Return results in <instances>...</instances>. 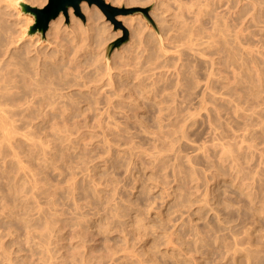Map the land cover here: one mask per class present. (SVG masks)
<instances>
[{"label": "rangeland", "instance_id": "1", "mask_svg": "<svg viewBox=\"0 0 264 264\" xmlns=\"http://www.w3.org/2000/svg\"><path fill=\"white\" fill-rule=\"evenodd\" d=\"M46 1L47 0H34L35 6H37L36 8H42L46 4ZM104 1L118 8H136V9L149 10L147 12V15L150 18V20L154 22V24L156 23V28H158V30L160 29L159 27L160 24L158 21L159 17L161 14L163 15L165 14L164 16L166 22L164 25L170 26L176 24L182 27L192 26L199 31L202 32L205 31L208 34L210 33L209 35H213L212 36L213 40L211 37L212 42L210 41V38L207 41L206 39H202L198 41V43L196 44L198 47L196 48V45L194 47L199 52L197 53V51H195L196 55L200 54L198 55L199 57L193 55V53H190V52H194L192 50L189 49L186 50V48L184 50L183 48L184 46L182 45V43L184 42L182 41L177 42L176 48L177 49L180 48V49L178 53H175L173 57L175 58V61L177 60V58L178 61L180 59L179 63L181 64L180 66L181 68H179V70L177 71L178 73H175L176 70L174 71V67H172L173 65L169 58L166 59L164 57H161L158 59H149L148 54L151 51L150 48L153 46V36L155 34L153 31L154 29L150 31L147 29V27H145L146 19L144 18L141 12H135L133 14H130L131 16L127 15L129 17H132V19L135 22L136 21L137 22L135 23L133 21L132 26L126 28L129 29L127 30L128 41L123 45H121L118 49H115L110 55L109 57L110 59L108 60L106 59V47L112 41H114L115 39L121 36V30L119 29L116 30V32L120 31L119 32L120 35L116 38H112L116 33L113 28V25L106 20L105 16L98 8H97L98 14H96L94 20H92V26L94 28L93 30H88L86 33H84L83 30H80V32H75L76 33L75 34V33L67 32L66 29L68 28L64 27L63 25V28L66 29L65 31H63L62 30L63 28H61L60 31L58 32L61 34L56 35L58 34L57 32L55 34L54 29L56 28H48V31L45 32V35L47 37L44 36V39H39L40 41L39 43L42 42L41 45H45V46L48 45V47L50 46L54 47L56 43V46L58 47L60 46L57 52L58 54L52 53L51 54L52 56H50V60H49L51 63L54 60H58L56 63V67L51 66L48 71L49 80L52 82H64L70 80L73 81L75 80V78L77 79L80 76L82 81H87L91 78H94L95 76H98L105 68L104 65L105 64L108 65L111 68V73L113 74L112 91H114V89L116 90V94H114L115 97L114 99L116 101L115 109L114 111H111L110 115H112L113 118H116L114 119V121L118 120L117 123L119 122L120 119H124L121 120L120 123H118L120 124L121 126L120 127L117 125L116 121L114 123L113 121H111L112 118L110 117L112 116L103 117V119L101 121L99 120L98 122L102 123V124L100 123V126L104 125L102 127L103 129L108 126V128L110 129L107 128V130H109L108 132L110 134L107 133L106 128L105 131L103 129L102 131L100 126L96 125L98 122L95 124L97 120L93 119L90 116L92 113L91 112L92 106L89 103L93 101L94 96L87 94L86 95L87 98L85 100L79 96L77 89L72 87L73 89H65V91H69V90L72 91L73 94L68 96L67 99L62 100L64 103H61L59 105H54L53 109L50 108L47 110L48 113H52L54 111L53 112L54 114L60 113L59 111H63V112L67 111L64 112L66 116H64L63 118L59 119V116H56V117L38 118L39 120L32 119L33 122L31 120L30 121L28 120L29 122L26 120V122L22 123L23 126L21 125V123L18 124L16 122L17 123L16 124L14 122L13 125L15 127L17 126L18 129L16 128L17 129L16 131H18L17 133H19L20 135L21 134L23 135V133L27 129H29L30 126L34 125L33 127H35V131H36V132L33 131L35 132L33 134L34 140L36 141L38 139L37 137L39 136V141L37 140L38 142L40 143L43 142L42 138H45L44 142L46 143V145H48L49 142L48 140H50V143H52V144L49 143L50 147L49 146H44V147L51 148L54 145V142L57 143L62 140V135L65 133L69 134L70 132L71 137L72 135L74 136L72 139H74L75 141L73 140V143L68 148L63 149L62 151H58L59 156L57 152V156L53 158L54 161L52 159L43 160L37 154H34L36 155L34 156L32 152L28 158V153H30L29 151H31V149H29L28 144L26 145V143L24 144V142L23 144L22 143L20 144L25 146H19L17 144V148L20 149L21 147H23L22 149H24V151L22 149L21 151L17 149L18 152L23 151L21 154L20 153L19 154L22 157L26 156V158L25 157L24 158L27 161L20 156L21 159H23L22 163H24L23 161L28 163L29 160L30 161L32 160L31 163L29 162L30 164L28 163L29 166L27 165V163L26 166L32 169H36L41 179L45 181L49 180L51 182L48 181V183H53V184L65 183L71 181L76 184V199L82 205L84 216L82 218H79L78 221L77 219L75 220L71 219L69 216L63 217L61 221V225L64 229L63 232L65 233V231L68 232V230H72V229H81L83 230V232L87 234L86 236L88 237V240L86 241V244L87 245L89 244V246L91 247L90 251L91 253L94 252L93 253L94 256H96L97 258L104 257L106 254L112 251L113 248V251L116 252L115 255L119 257L121 256V253H119L120 252L119 247L122 246L123 244L122 235H121L122 234L121 223L125 220L124 215L126 213L129 219L132 221L130 226V230L132 231H130L129 245H128L130 247L129 248L130 251H128L130 253L128 254L132 256L130 257L128 255L129 257L128 259H126L127 261L126 260L122 261V262H127V264H134L135 261L144 262V264H157V263L164 264L165 262H166L165 264H192L193 262H194L193 264H235V263L264 264V256H263L264 255V193H262V191L264 192V169H263L264 154H261L264 152V147H263L264 124L262 122L264 121V0H104ZM198 11L201 13H199ZM82 15L84 17L85 27H87L86 25L87 20L85 17L86 15L84 14ZM175 16L176 19H174ZM72 17L76 21L80 22V20L76 16L72 15ZM118 17L122 19V17H126V16H118ZM68 21L70 20L68 19ZM62 23L64 24V22ZM67 24H69V27H71L69 22ZM213 24L215 25V27ZM217 31L219 32L217 33ZM221 32H226V33H221ZM220 33L221 35H223V37H220ZM71 34H74L73 35L74 37L76 36L75 37L76 41ZM53 39H57V40H53ZM59 40H61V44H59L60 42ZM75 45L78 48V52H75L76 49H73ZM139 45H141L142 48L141 46L139 48ZM84 46H86L87 48L85 47L86 48L85 49ZM79 50H81L82 52H80ZM60 54L63 56V58ZM180 56L184 58L182 57L180 58ZM72 58L74 60V63ZM209 62L213 63L212 69L209 66L210 65ZM124 65L125 68H123ZM126 66H128V68ZM166 67L168 69L167 70L168 72L165 71ZM161 68L163 69V71L160 70ZM209 70L211 71L212 77L211 75H209L208 72ZM165 72H167V74ZM163 76L166 79H163ZM176 77L178 79H176ZM207 77H208V81H210V84L208 82L207 84L208 86L206 87V89H203V87H205L204 83L207 81ZM231 83H233L234 85ZM222 85L227 88L223 87ZM133 86H135V88ZM150 86H152L153 88L152 87L150 88ZM207 89L210 91H208ZM82 90L86 91L85 88L84 89L82 88ZM164 91H166V93ZM176 93L177 95L175 96ZM203 94H205L206 102L205 104L202 105L200 99L201 100L203 99ZM219 95L224 97H220ZM103 96L104 95L102 93L98 95L97 98L98 105L103 104V100H102ZM226 97L231 100L226 99ZM129 99L130 101H127ZM206 103L208 104L206 105ZM209 103L211 106L209 105ZM233 104H235V106ZM102 106L103 105L99 107ZM241 106H243V109ZM197 107H198V111H197ZM235 107L237 110L233 109ZM61 108L62 110H60ZM213 108L217 109V111L215 112V109ZM122 111L123 112L126 111V112L121 113ZM205 111H208V113ZM230 111L231 112L233 111L235 114L233 112L231 113ZM189 112L191 113V115L188 116L187 113L189 114ZM196 113H198L199 117L197 116ZM123 114H126L127 116ZM106 118L107 120L109 119L110 120L107 122ZM258 118L259 119L261 118L260 119L261 121ZM187 119L190 120V122L187 121ZM185 120H186V125H184ZM104 121L106 122V124L103 123ZM30 122H32L33 124H31ZM107 123L111 124L110 127L109 124ZM40 124L42 126H40ZM112 124L113 126H115L116 130L111 129V127H113ZM208 124H211V127ZM26 125L29 128L27 127L26 129L25 128ZM56 125L57 128H55ZM182 125L187 127H191V126L192 127L191 129L189 128V131L187 127H184V129L182 130L181 129ZM86 126L88 127L86 128L87 131L85 130ZM96 126L99 127V130L98 128L97 130L94 129L96 128ZM116 126L118 129L116 128ZM256 126L257 129H254L256 128ZM20 127L22 128L19 129ZM33 127L31 130H34ZM168 127L172 129V132L170 133L169 136H167L164 133ZM234 127L236 130L234 129ZM75 128L78 129L79 131L82 130L83 133L79 132ZM81 128H83L84 130ZM215 128L217 130L214 131L213 129ZM245 128L247 132L243 134L246 131V130L244 131ZM56 129L58 130V132ZM20 130L23 133L22 132L20 133ZM186 130L188 132H186ZM76 131H78L79 134ZM91 131L94 134H92ZM101 132L102 133L106 132V133L105 134L103 133L104 134L103 135ZM234 132L235 134L236 133L237 134L234 135ZM37 133L38 135L37 137H35L36 136L35 134ZM59 133L61 134L59 135ZM75 133H77L78 135ZM100 133L102 134V136ZM212 133L213 136H211ZM43 134L45 136H43ZM175 134L177 136H175ZM75 135L77 136L76 137L77 139L75 138ZM104 136L105 137L108 136L107 141L106 138L104 139L105 142L102 141ZM185 136L186 139L184 138ZM240 137L243 138V140ZM226 138L229 140H227ZM24 139L26 138L24 137ZM82 139H84L85 141L83 140L84 142H82ZM118 139L121 140L119 141ZM218 139L220 141H226V142L228 141V142L227 143L221 142L220 144H218L219 141ZM131 140L133 142L132 144L130 143ZM233 140L235 141V143ZM80 141L82 143H79ZM201 141L203 142V144ZM212 141L217 145L211 143ZM249 141L252 142L249 143ZM44 142L43 145H45ZM187 142L189 143L187 144ZM204 142H206L207 145L204 144ZM207 142H210V144ZM246 142L248 143L246 144ZM177 143H179L180 147L177 146ZM130 144L131 146L132 145L133 146L131 147ZM221 144L222 145L224 144V146L228 144L227 146L229 149L233 148L237 150L239 148L238 149L239 153L237 154L240 158V163L242 165V168L243 169L245 168L244 170H246L247 173H250L251 175L248 181L249 189L247 188L245 193L244 191H241L239 188H237L239 187L238 184L236 183L231 184V180H233V177L230 176L228 171L226 169H223L218 163L220 152L217 147ZM208 145H211L212 147L211 146L208 147ZM259 145L261 147H258ZM74 146L78 147L79 151ZM200 146L202 147L205 146L206 148L204 149L203 147L202 150ZM120 147L125 149L123 150ZM130 147L134 150V153ZM74 148L76 149V151ZM129 149L130 151H132V153L130 152V154L128 152ZM135 149H137V151L139 150V153ZM153 149H156L159 152V154L155 152L156 150L154 151ZM195 149H198V151L200 150V153L197 152L196 150L197 153L196 155ZM171 150H172L171 154H165L167 153L165 151H168L169 153ZM63 151L66 154V155L63 154L64 158L61 157L60 155L61 153H63ZM252 151H254V153ZM24 152H28V153H25V155H23ZM66 152H68L69 155ZM144 152H147L146 154H150V155L157 154V156L158 155L161 156L159 157L162 160L161 165L157 167L155 170H153L152 166H150L148 161H146L148 155H146ZM107 153H109V155H107ZM179 154H181V156ZM131 155L134 156V158ZM34 157L36 158L37 161L34 160L35 159ZM61 158L63 161L62 160L59 161V159ZM173 158L175 159V161ZM39 159H42L43 163ZM258 160L260 162H258ZM34 161L35 163L38 162V164H35ZM48 161L50 162V164H48L49 163ZM188 161L190 164L192 163L191 164L192 167H189L190 165H188L189 164ZM172 162L173 163L176 162V163L172 164ZM256 162L261 164L257 165ZM40 164H41L40 169H42L43 166L44 171L43 169L40 170L38 168ZM46 164L48 166L44 167V165ZM54 164L55 166L53 167ZM36 165H38V167ZM85 165L86 166L88 165L87 168ZM196 167H198V170ZM54 168L57 169L58 172L54 170ZM256 168L259 169L258 170L259 172L257 171ZM46 169L49 171H47ZM53 170L55 171L54 174H53L54 172ZM84 170L89 174V176L88 174H86ZM193 170L195 171L194 172L195 174H193ZM209 170L210 171L213 170V171L210 172ZM41 171L44 172V174H47V176L44 175L46 177H43V173ZM202 171L203 173L204 172L206 173L205 174L206 176L205 175L203 176ZM254 173L257 176L252 175ZM76 175L78 176V178ZM83 175L84 177L82 179ZM194 175L196 178L193 177ZM252 176H256V177H252ZM73 177L74 179L76 178L77 180L76 179H75L76 181L73 180ZM196 179L198 182L196 181ZM205 179L208 181H206ZM1 180L2 181L0 182H5L3 181L4 179ZM251 180L253 181V183ZM194 182H196L197 184ZM207 182H209L210 185L207 184ZM91 183L93 186L91 185ZM99 183L100 185H98ZM95 185H97V187ZM250 185L252 187H250ZM200 188L201 190H199ZM197 190H199V193L197 192ZM194 191L196 194L193 193ZM203 192L206 195L205 194L202 195ZM165 193L166 196L168 195L167 199ZM201 196H205V197L201 198ZM93 201H97L98 203L97 206L92 205ZM191 206H193L194 208ZM150 207L151 209H148ZM8 208L7 211L6 209L4 211L3 209H1L2 211L0 210V212L8 213L9 212L8 210L10 209ZM11 208L13 207L11 206ZM210 211H212V213ZM13 212L8 213L9 216H7L8 215L7 213L4 214L5 216L2 214L0 215V264H43L44 262H40V260L42 261L43 258L45 259V257H42L44 251L42 248H40L42 244L41 245L39 244L40 246H36L37 245L35 244L36 239L34 240V237L36 236L37 232L35 229H33L36 232L34 233L33 231V233L35 234L33 235L31 231L32 228H34V226L36 228L35 225L36 223L35 224L34 222L30 223L31 221L27 220V218L29 219V217L27 216H26L27 218L25 217L27 221L24 220L23 222L22 219H25L24 215L21 214L19 210L15 211V212H20L18 213L20 214L21 217L20 219L19 215L18 214L16 215ZM11 213H13L16 216V219L14 215ZM21 215H23V217ZM113 215H115V217ZM19 220L22 221L19 223ZM94 222L97 223V228L94 229L92 227L94 229L93 230L92 228H90V225H92ZM104 222L106 223V225H104ZM30 224L34 226L30 228L31 227ZM18 225L19 226L23 225V227L22 226L18 227ZM26 225H29V227ZM135 229L138 230V232H136ZM139 232L142 233V235L144 234L143 237L141 234H139ZM31 234L34 237H32ZM168 234L170 235V237ZM38 237L40 238V236ZM65 238H66V234H65ZM39 240L40 239H38V241ZM91 241L92 244H90ZM64 245L65 247H63L62 249L63 251L61 252L65 251L64 254L69 253V251L73 247L72 244L71 243L69 244V241H65ZM42 246L44 247V245ZM37 247L39 249H37ZM235 247H237L238 249ZM5 249L8 252H5L6 251ZM41 250L43 252H40ZM143 250L144 251L146 250V252H144ZM230 250L231 251L234 250V251L231 252ZM37 251L41 253L39 255L40 257L36 256ZM143 252L145 253V255L143 254ZM7 253H8V259H6ZM133 253H135L134 257H133ZM1 254L5 258V260L3 258L4 262L1 261L3 257ZM4 254H6V256ZM162 256H164L165 258ZM12 260L13 261L16 260L15 261L16 263L13 262ZM149 260L153 261V263L150 262ZM129 261L131 262L129 263ZM116 262H120V261L117 260ZM46 263L62 264L60 262H46ZM64 263L67 264L69 262H63V264ZM69 264H77V262H70Z\"/></svg>", "mask_w": 264, "mask_h": 264}, {"label": "bare ground", "instance_id": "2", "mask_svg": "<svg viewBox=\"0 0 264 264\" xmlns=\"http://www.w3.org/2000/svg\"><path fill=\"white\" fill-rule=\"evenodd\" d=\"M158 2V1H157ZM192 2V1H191ZM188 3V2H187ZM202 3V2H201ZM199 3V4H201ZM45 4V3H44ZM124 4V2H123ZM154 5V4H153ZM203 5V4H202ZM24 6H31V7H37L35 6V2L34 0H0V181H2L1 179H4L3 181L5 182H0V210L3 209V211L6 209L7 211V208L9 209L8 213L10 212H13L14 214H18L21 212V214L24 215V218L27 216L29 217V219L27 218V220L31 221L30 223H33L36 225V228L34 225H31L30 228H32V226H34V228H32V234L35 235L34 233H36V236L34 237L32 234V237H34V240L36 241L35 244H37L36 246H40L41 244L44 245V247L41 245L40 248L43 249L44 253L42 255V257H45V259L43 258L42 261L40 260V262H44L43 264H45L46 262H60L63 264V262H77V264H127V262H122L126 259H128V257L132 256V255H129L128 251L129 250V235H130V226H131V220L129 219V217L127 216V214L125 213L124 215V218L125 220L121 223V232H122V246H120V252L121 253V256L117 257L115 254L116 252L113 251V248H112V251H110L108 254H106L104 257H96L93 255V253H91L90 249L91 247L89 246V244L87 245L86 244V241L88 240V237L86 236L87 234L85 232H83V230L81 229H72V230H68L65 231V233L63 232L64 229L61 225V221H62V218L65 217V216H69L71 219H78L79 218H82L84 216V211H83V208H82V205L80 204V202L77 201L76 199V184L74 182H65V183H58V184H53V183H48L49 180H43L41 179V177H39V174L38 172L36 171V169H32V168H29L26 166V163L25 161H23L24 163H22V160L21 159V153L24 151V149H22L23 147H21L20 149L17 148V144L19 146H25V145H21L20 143L24 144L26 143V145L28 144L29 146V149H31V151H29L30 153L28 152H24L23 155H25V153H28V158H29V155L31 154V152L34 154H37L39 157H41L43 160H47V159H52L55 158L57 156V152L58 151H62L63 149H66L68 148L69 146H71V144L73 143V140L72 139L74 136L70 135V132L69 134L68 133H65V132H62V133H65L62 135V140L60 142H57L55 143L54 142V145L50 147L49 143H50V140H46L48 142V145H46V143L44 142V139L45 138H42L43 136H45L43 134V136L41 137L43 140V142L45 143V145H43V142H38L39 141V136L37 137L38 133L35 134L37 138L36 142L34 140V136L33 134L36 132L35 131V127L33 126H30V128L26 125V129L27 127L29 129H25L26 131L23 133L21 130H20V133L22 132L23 135L21 137V135L19 133H17L18 131H16L18 128L17 126L15 127L13 124L14 122L16 123H24L26 122V120L28 121H32V119H38V118H43V117H56V116H59V119L60 118H63L65 115L64 112H67V111H59L60 113H57V114H54L53 112L52 113H48L47 110L48 109H53V106L54 105H59L61 103H64L62 100L64 99H67L68 96H70L71 94H73L72 91H65V89H73L72 87L76 88L78 93H79V96L83 99L86 100V95H93L94 96V99L93 101H91L89 104L92 106L91 108V117L93 119H96L95 121V124L100 120L103 119V117L107 116H112L110 115L111 114V111H114L115 109V97H114V94H116V90L114 89V91H112V73H111V68L108 66V65H104V69L102 70V72L98 75V76H95L94 78H91L87 81H82L81 79V76L79 78H75V80L73 81H64V82H52L49 80V77H48V71H49V68L51 66L53 67H56V63L58 60H54L52 63L49 61L50 60V56H52L51 54L52 53H57L58 52V49L59 47L56 46V41L54 42L55 45L54 47L50 46L48 47L45 46V45H41V43H39V39H41V35L36 33V31H32V26L34 24V16H32L30 13H26L24 11ZM200 6V5H199ZM194 7V5H193ZM79 8H80V12L84 15H86V20H87V27H85V23L82 22L78 17V19L80 20L79 21H76L72 15H73V10L71 7L68 8V16H69V20L68 21L71 25V27H69V24H66L65 23V19L64 17L59 14L57 16L56 19L54 20H51L49 25H48V28H56L54 29L55 30V34L56 32L58 33L60 31L61 28H63V25L64 27L68 28H63L62 30L65 31V29L67 30V32L69 33H75V32H80V30H83L84 33H86L88 30H93V26H92V20H94V17L96 14H98V11H97V7L94 6V5H91V6H88L85 2H81L80 5H79ZM177 8V7H176ZM179 8V7H178ZM192 8V7H191ZM199 8V7H198ZM189 9V8H188ZM202 9V8H201ZM149 11V10H148ZM199 12V11H198ZM197 12V13H198ZM162 13V12H160ZM165 13V12H164ZM172 13V11H171ZM181 13V12H180ZM196 13V11H195ZM201 13V12H199ZM149 14V13H148ZM165 15V14H164ZM163 14L160 15L159 17V27L160 29L158 30V28H156V23L154 24L153 21L151 22H148L146 21V26L148 30H152L154 29V36H153V46L150 48V53L148 54V57L149 59H158V58H161V57H164L166 59H170L171 60V63H172V67H174V71L176 70L175 73H178L177 71L179 70V68H181V64L179 63L178 61V58L177 60L175 61V58L173 57L175 55V53H178L179 49H177L176 47V43L177 42H184L182 43V45L184 46V50L186 48L189 49V50H192L194 52H190V53H193V55H196L195 51H197V49H195V45L198 43L199 40H202V39H206V41L210 38V41L212 42L213 40V35H209L208 33H206L205 31L202 32V31H199L197 30L195 27H182V26H178L176 24L174 25H164L166 20H165V16ZM182 15V14H181ZM131 16V15H129ZM129 16H126V17H122V19L120 17H116V20L119 21L122 26L124 28H127L129 26H132L133 24V19L132 17H129ZM138 16V15H137ZM177 16V15H176ZM176 16L174 19H176ZM199 16V15H198ZM196 17V16H194ZM76 18V17H75ZM137 18V17H136ZM198 19V18H197ZM64 20V21H63ZM85 20V21H86ZM137 20V19H136ZM141 20V19H140ZM201 20V19H200ZM64 22V24L62 23ZM135 22V21H134ZM137 22V21H136ZM135 22V23H136ZM198 23V21H197ZM200 23V22H199ZM143 24H144V21H143ZM225 24V23H224ZM142 25V23H141ZM195 25V24H194ZM193 25V26H194ZM214 25V24H213ZM217 25V24H216ZM212 26V25H211ZM136 27V26H135ZM140 27V26H139ZM200 27V26H199ZM215 27V25H214ZM70 28V29H69ZM198 28V27H197ZM230 29V28H229ZM53 30V29H52ZM129 30V29H127ZM218 30V29H217ZM48 31V30H47ZM143 31V30H142ZM141 31V32H142ZM221 31V30H220ZM52 32V31H51ZM116 32V30H115ZM118 32V31H117ZM115 33V35L112 37V38H116L118 37L120 34L119 32L118 33ZM211 32V31H210ZM219 31H217L218 33ZM227 32V31H226ZM226 32H221V33H226ZM64 33V32H62ZM94 33V32H93ZM147 33V32H146ZM220 33V37H223V35H221ZM51 34V33H50ZM54 34V36H55ZM61 33H58L56 35H59ZM76 34V33H75ZM89 34V33H88ZM144 34V33H143ZM228 34V33H227ZM235 34V33H234ZM72 36L74 34H71ZM46 36V35H44ZM53 36V35H52ZM53 36V37H54ZM63 36V35H62ZM71 36V37H72ZM82 36V35H81ZM104 36V35H103ZM139 36V34H138ZM142 36V35H141ZM225 36V35H224ZM47 37V36H46ZM60 37V36H59ZM69 37V36H68ZM74 37V36H73ZM76 37V36H75ZM74 37V38H75ZM88 37V35H87ZM90 37V36H89ZM211 37H212V40H211ZM218 37V36H217ZM57 38V37H55ZM140 38V37H139ZM143 38V37H142ZM215 38V37H214ZM138 39V38H137ZM221 39V38H219ZM224 39V38H223ZM47 40V39H46ZM53 40H57V39H53ZM43 41V40H42ZM59 44H61V40H59ZM75 41H76V38H75ZM78 41V39H77ZM224 41V40H223ZM139 42V41H138ZM209 42V41H208ZM46 43V42H45ZM58 43V42H57ZM81 43V42H80ZM88 43V42H87ZM48 44V43H47ZM73 44V43H72ZM77 44V42H76ZM82 44V43H81ZM181 44V43H180ZM225 44H226V41H225ZM67 45V43H66ZM104 45V44H103ZM102 45V46H103ZM144 45V44H143ZM79 46V44H78ZM82 46V45H81ZM141 45H139V48H140ZM181 46V45H180ZM83 47V46H82ZM86 46H84L85 48ZM198 46L196 45V48ZM209 47V46H208ZM87 48V47H86ZM85 48V49H86ZM142 48V46H141ZM73 49H76L75 52H78V48L77 46L75 45ZM103 49V48H102ZM101 49V50H102ZM115 50V49H114ZM120 50V49H119ZM61 51V49H60ZM63 51V49H62ZM66 51V50H65ZM80 52H82L81 50H79ZM85 51V50H84ZM96 51V50H95ZM103 51V50H102ZM145 51V50H144ZM74 52V51H73ZM116 52V51H115ZM119 52V51H118ZM189 52V51H188ZM64 53V52H63ZM98 53V52H97ZM100 53V52H99ZM103 53V52H102ZM120 53V52H119ZM197 53H199L197 51ZM201 53V52H200ZM58 54V53H57ZM62 54V53H61ZM60 54V55H61ZM66 54V52H65ZM112 54V53H111ZM180 54V53H179ZM202 54V53H201ZM200 54H197L196 56H198ZM62 56V55H61ZM84 56V55H83ZM178 56V55H177ZM176 56V57H177ZM184 56V55H183ZM202 56V55H201ZM59 57V56H58ZM57 57V59H58ZM77 57V56H76ZM182 56H180L181 58ZM199 57V56H198ZM63 58V56H62ZM68 58V56H67ZM80 58V56H79ZM103 58V57H102ZM122 58V57H121ZM184 58V57H182ZM70 59V58H69ZM78 59V58H77ZM110 59V58H109ZM124 59V58H123ZM188 59V58H187ZM200 59H203V58H200ZM205 59V58H204ZM53 60V59H51ZM67 60V59H66ZM73 60V58H72ZM103 60V59H102ZM63 61V60H62ZM128 61V60H127ZM126 61V62H127ZM210 61V60H209ZM96 62V61H95ZM111 62V61H110ZM182 62V61H181ZM62 63V62H61ZM73 63H74V60H73ZM210 63V62H209ZM71 64V63H70ZM76 64V63H75ZM103 64V62H102ZM128 64V63H127ZM204 64V63H203ZM212 64L213 63H210V68L212 69ZM128 68V66H126ZM153 67V66H152ZM125 68V65L124 67ZM209 68V69H210ZM114 69V68H113ZM152 69V68H151ZM167 71V67L165 68ZM171 69V68H170ZM206 69V68H205ZM66 70V69H65ZM160 70L163 71V69L161 68ZM113 71V70H112ZM118 71V70H117ZM158 71V70H157ZM173 71V70H172ZM115 72V71H114ZM122 72V70H121ZM152 72V71H150ZM161 72V71H160ZM168 72V71H167ZM167 72H165L167 74ZM209 75H211V71L209 70ZM65 73V72H64ZM68 73V72H66ZM173 73V72H172ZM76 74V73H75ZM150 74V73H148ZM160 74V73H159ZM213 74V73H212ZM73 75V73H72ZM177 75V74H176ZM208 75V74H207ZM68 76V75H67ZM77 76V75H76ZM79 76V75H78ZM123 76V75H122ZM154 76V75H153ZM232 76V74H231ZM236 76V75H235ZM70 77V76H69ZM146 77V76H145ZM212 77V75H211ZM210 77V79H211ZM53 78V77H52ZM67 78V77H66ZM148 78V77H147ZM171 78V77H170ZM234 78V77H233ZM163 79H166L164 78L163 76ZM176 79H178L176 77ZM225 79V78H224ZM228 79V77H227ZM238 79V78H237ZM234 80V79H233ZM231 80V81H233ZM140 81V80H139ZM143 81V80H141ZM148 81V80H147ZM146 81V82H147ZM167 81V80H166ZM179 81V80H178ZM225 81V80H224ZM210 84V81H208V77H207V81L204 83L205 84V87H203V89H206V87L208 86L207 84ZM227 82V81H226ZM151 84V83H150ZM178 84V83H177ZM229 84V83H228ZM233 84V83H231ZM230 84V85H231ZM225 85V84H224ZM234 85V84H233ZM149 86V85H148ZM177 86V85H176ZM223 86V85H222ZM227 86V85H226ZM135 88V86H133ZM152 86H150L151 88ZM225 87V86H223ZM82 88L86 89V91L82 90ZM149 88V87H148ZM153 88V87H152ZM176 88V87H175ZM174 88V90H175ZM209 88V87H208ZM222 88V87H221ZM227 88V87H225ZM233 88V87H231ZM82 90V91H81ZM150 90V89H149ZM163 90V89H162ZM208 90V89H207ZM167 91V90H166ZM166 91H164L166 93ZM210 91V90H208ZM233 91V90H232ZM126 92V91H125ZM149 92V91H148ZM173 92V90H172ZM103 94V105L102 107H99L101 105H98V101H97V98H98V95L99 94ZM164 93V94H165ZM252 93V92H250ZM120 94V93H119ZM122 94V92H121ZM133 94V93H132ZM143 94V93H142ZM212 94V93H211ZM240 94V93H239ZM118 95V94H117ZM177 95V93L175 94V96ZM122 96V95H121ZM129 96V95H128ZM147 96V95H146ZM145 96V97H146ZM163 96V95H162ZM220 96V95H219ZM235 96V95H234ZM241 96V95H240ZM72 97V96H71ZM100 97V96H99ZM152 97V96H151ZM220 97H224V96H220ZM77 98V97H75ZM117 98V97H116ZM121 98V97H120ZM172 98V97H171ZM217 98V97H216ZM219 98V97H218ZM72 99V98H71ZM124 99V98H123ZM151 99V98H150ZM174 99V97H173ZM179 99V98H178ZM199 99H200V96H199ZM198 99V100H199ZM212 99V98H211ZM226 99H229L226 97ZM69 100V99H68ZM119 100V98H118ZM117 100V101H118ZM126 100V99H125ZM231 100V99H229ZM127 101H130L127 100ZM148 101V100H147ZM159 101V100H158ZM174 101V100H173ZM200 101L202 102V105L205 104L206 102V98H205V94H203V99ZM69 102V101H68ZM124 102V101H123ZM126 102V101H125ZM200 102V103H201ZM73 103V102H72ZM128 103V102H127ZM177 103V102H176ZM182 103V102H181ZM186 103V102H184ZM233 103V102H232ZM75 104V103H74ZM169 104V103H168ZM199 104V103H198ZM208 103H206L207 105ZM244 104V103H243ZM78 105V104H77ZM83 105V104H82ZM129 105V104H128ZM178 105V104H177ZM182 105V104H181ZM201 105V104H200ZM210 105V103H209ZM230 105V104H229ZM235 106V104H233ZM240 105V104H239ZM160 106V105H159ZM174 106V105H173ZM180 106V105H179ZM211 106V105H210ZM80 107V105H79ZM181 107V106H180ZM201 107V106H200ZM203 107V106H202ZM207 107V106H206ZM239 107V106H238ZM242 109H243V106H241ZM240 107V108H241ZM66 108V107H65ZM208 108V107H207ZM206 108V109H207ZM117 109V108H116ZM201 109V108H200ZM205 109V110H206ZM212 109V108H211ZM215 109V108H213ZM234 110L236 109L233 108ZM62 110V108L60 109ZM65 110V109H64ZM175 110V109H174ZM203 110V109H202ZM233 110V111H234ZM237 110V109H236ZM52 111V110H51ZM121 111V110H120ZM167 111V109H166ZM197 111H198V107H197ZM201 111V110H200ZM217 111V109H215V112ZM232 111V112H233ZM240 111V110H239ZM254 111V110H253ZM252 111V112H253ZM77 112V111H76ZM126 112V111H124ZM123 111L121 113H124ZM192 112V111H191ZM203 112V111H202ZM208 113V111H205ZM204 112V113H205ZM214 112V113H215ZM227 112V111H226ZM231 112V111H230ZM231 112V113H232ZM251 112V110H250ZM199 113V112H198ZM198 113L197 116H198ZM225 113V112H224ZM234 113V112H233ZM246 113V112H245ZM119 114V113H118ZM127 114V113H126ZM126 114H123V115H126ZM139 114V113H137ZM193 114V113H192ZM222 114V113H221ZM235 114V113H234ZM253 114V113H252ZM251 114V115H252ZM128 115V114H127ZM126 115V116H127ZM174 115V114H173ZM187 115H191V113L189 112V114L187 113ZM195 115V114H194ZM243 115V114H242ZM248 115V114H247ZM250 115V116H251ZM256 115V114H255ZM254 115V116H255ZM85 116V115H84ZM82 116V117H84ZM120 116V115H119ZM218 116V114H217ZM229 116V115H228ZM235 116V115H234ZM123 117V116H122ZM199 117V116H198ZM207 117V116H206ZM249 117V116H248ZM247 117V118H248ZM87 118V117H86ZM85 118V119H86ZM112 118L111 121H113V123L116 121H114V119L116 118ZM164 118V116H163ZM209 118V117H208ZM220 118V117H219ZM224 118V117H223ZM228 118V117H227ZM241 118V117H240ZM257 118V117H256ZM55 119V118H54ZM128 119V118H126ZM125 119V120H126ZM201 119V118H200ZM259 119V118H258ZM261 119V118H260ZM259 119V120H260ZM39 120V119H38ZM48 120V119H47ZM87 120V119H86ZM107 120V118H106ZM110 120V119H109ZM107 120V122L109 121ZM121 120H124V119H120L118 123H120ZM161 120V119H160ZM207 120V119H206ZM221 120V119H219ZM256 120V119H255ZM28 121V122H29ZM41 121V120H40ZM74 121V120H73ZM118 121V120H117ZM116 121V123H117ZM187 121L190 122V120L187 119ZM209 121V120H208ZM207 121V122H208ZM258 121V120H257ZM261 121V120H260ZM32 122H30L31 124H33ZM37 122V121H36ZM76 122V121H75ZM78 122V121H77ZM163 122V121H161ZM202 122V121H201ZM263 124H264V121H262ZM16 123V124H17ZM94 123V122H93ZM99 123V124H98ZM96 125H99L100 126V123L101 122H98ZM103 123L106 124V122L104 121ZM118 126H120V124H118ZM134 123V122H133ZM159 123V122H158ZM214 123V122H213ZM65 124V123H63ZM76 124V123H75ZM102 124V123H101ZM109 124V123H107ZM161 124V123H160ZM196 124V123H195ZM226 124V123H225ZM249 124V123H248ZM25 125V124H24ZM111 124H109V127H110ZM186 125V120H185V124ZM210 125L211 127V124H208ZM258 125V124H257ZM23 126V125H22ZM40 126H42L40 124ZM77 126V125H76ZM95 126V125H93ZM104 125L100 126L101 130L103 129ZM106 126V125H105ZM113 126V124H112ZM124 126V125H123ZM245 126V124H244ZM249 126V125H248ZM253 126V124H252ZM259 126V125H258ZM32 127L34 128V130H31ZM114 127V128H113ZM111 127V129H115V126ZM121 127V126H120ZM162 127V126H161ZM160 127V128H161ZM184 127H187V126H183L181 127V129L183 130ZM192 127V126H191ZM191 127H187L188 131H189V128L191 129ZM209 127V126H208ZM209 127V128H210ZM17 128V129H16ZM22 127H20L19 129H21ZM55 128H57V125L55 126ZM86 128H88L87 126L85 127V130ZM99 130V127L96 126V129ZM106 128V131L107 133H109L107 130L108 126L105 127ZM105 128L103 129L105 131ZM117 128V126H116ZM213 128V127H212ZM221 128V127H220ZM238 128V127H237ZM23 129V130H24ZM52 129V127H51ZM60 129V128H59ZM69 129V128H68ZM76 129V128H75ZM83 129V128H81ZM80 129V130H81ZM110 129V128H108ZM118 129V128H117ZM231 129V128H229ZM235 129V127H234ZM251 129V128H250ZM254 129H257V126L256 128ZM260 129V128H259ZM262 129V128H261ZM49 130V129H48ZM57 130V129H56ZM78 130V129H76ZM84 130V129H83ZM102 130V131H103ZM127 130V129H126ZM163 130V129H162ZM165 130V129H164ZM214 131L217 130L216 128L213 129ZM236 130V129H235ZM238 130V129H237ZM242 130V129H241ZM240 130V131H241ZM246 130V128L244 129V131ZM35 131V132H33ZM44 131V130H43ZM62 131V130H61ZM79 131V130H78ZM78 131H76L78 133ZM87 131V130H86ZM93 131V130H92ZM91 131V133H92ZM118 131V130H117ZM186 130V132H188ZM239 131V132H240ZM249 131V129H248ZM260 131V130H259ZM258 131V132H259ZM45 132V131H44ZM42 132V133H44ZM58 132V130H57ZM79 132H82L79 131ZM90 132V131H89ZM95 132V131H94ZM115 132V131H114ZM134 132V131H133ZM172 132V129L171 128H167L165 130V134L167 136L170 135V133ZM233 132V131H232ZM242 132V131H241ZM247 132V130L243 133L245 134ZM75 133V134H77ZM83 133V132H82ZM102 133V132H101ZM100 133V134H101ZM104 133V132H103ZM102 133V134H103ZM106 133V132H105ZM104 133V134H105ZM214 133V132H213ZM213 133L211 136H213ZM41 134V133H40ZM58 134V133H57ZM61 133H59L60 135ZM79 134V133H78ZM77 134V135H78ZM87 134V133H86ZM85 134V135H86ZM94 134V133H92ZM91 134V135H92ZM101 134V136H102ZM103 134V135H104ZM110 134V133H109ZM164 134V135H165ZM185 134V132H184ZM237 134V133H236ZM235 132H234V135H236ZM19 135V136H18ZM81 135V133H80ZM79 135V136H80ZM99 135V134H98ZM114 135V134H112ZM117 135V134H116ZM125 135V134H123ZM215 135V134H214ZM226 135V134H225ZM262 135V134H261ZM264 135V134H263ZM96 136V135H95ZM99 136V137H101ZM106 136V135H105ZM103 138L102 141H104V139L106 138V141H107V137ZM175 136H177L175 134ZM207 136V135H206ZM24 137L26 139H24ZM49 137V136H48ZM61 137V136H60ZM77 136L75 135V138ZM86 137V136H84ZM98 137V138H99ZM134 137V136H133ZM220 137V136H219ZM238 137V136H237ZM245 137V136H244ZM113 138V137H112ZM117 138V137H116ZM132 138V137H131ZM186 139V136L184 137ZM208 138V137H207ZM211 138V137H210ZM241 138V137H240ZM239 138V140H240ZM49 139V138H47ZM77 139V138H76ZM109 139V138H108ZM182 139V138H181ZM180 139V140H181ZM212 139V138H211ZM227 139V138H226ZM243 140V138H241ZM260 139V138H259ZM84 139H82V142ZM97 140V139H96ZM115 140V139H114ZM119 140V139H118ZM121 140V139H120ZM119 140V141H120ZM156 140V139H155ZM191 140V139H190ZM205 140V139H204ZM208 140V139H206ZM217 140V139H216ZM219 140V139H218ZM222 140H225V139H222ZM229 140V139H227ZM41 141V139H40ZM57 141V140H56ZM75 141V140H74ZM79 141V140H78ZM127 141V140H126ZM135 141V140H134ZM177 141V140H176ZM193 141V140H192ZM220 141V140H219ZM218 141V144H220L221 142H225L227 143L226 141ZM234 141V140H233ZM255 141V140H254ZM253 141V142H254ZM258 141V140H257ZM53 142V141H52ZM81 141L79 143H82ZM105 142V141H104ZM157 142V141H156ZM155 142V143H156ZM184 142V141H183ZM202 142V141H201ZM216 142V141H215ZM243 142V141H242ZM252 141H249V143H251ZM103 143V142H102ZM118 143V142H117ZM131 144L133 143L132 140L130 142ZM153 143V142H152ZM154 143V144H155ZM160 143V142H159ZM186 143V142H185ZM189 142H187L188 144ZM192 143V142H191ZM194 143V142H193ZM210 144V142H207ZM211 143H214L213 141ZM235 143V141H234ZM248 142H246L247 144ZM52 144V143H50ZM84 144V143H83ZM109 144V143H107ZM115 144V142H114ZM123 144V143H122ZM130 144V146H131ZM196 144V143H195ZM203 144V142H202ZM204 144H206V142H204ZM215 144V143H214ZM213 144V145H214ZM255 144V143H254ZM106 145V143H105ZM119 145V144H117ZM190 145V144H189ZM192 145V144H191ZM201 145V144H200ZM207 145V144H206ZM205 145V146H206ZM212 145V144H211ZM211 145H208L211 146ZM217 145V144H215ZM228 145V144H227ZM225 145V146H227ZM238 145V144H237ZM236 145V146H237ZM243 145V143H242ZM44 146H49V147H44ZM115 146V145H114ZM133 146V145H132ZM131 146V147H132ZM177 146H179V143H177ZM194 146V145H193ZM205 146L204 149L206 148ZM224 144L222 145H219L217 148L219 149V159H218V163L219 165L223 168V169H226L229 173L230 176L233 177V180H231V184H238L239 188L241 191H245L247 190L248 186H249V179L251 177L250 173H247L246 170H244L242 168V165L240 163V158L238 156L237 153H239V148L237 150L235 149H229L228 146L225 147ZM250 146V144H249ZM27 147V146H26ZM75 148H77L78 150V147L74 146ZM79 147H80V144H79ZM82 147V145H81ZM130 147V148H131ZM138 147V146H137ZM180 147V146H179ZM203 150V147L200 146ZM212 147V146H211ZM248 147V146H247ZM258 147H261L260 145ZM263 147H264V143H263ZM25 148V147H24ZM49 148V149H48ZM73 148V147H71ZM74 148V149H75ZM122 148V147H120ZM126 148V146H125ZM124 148V149H125ZM129 148V147H128ZM196 148V147H194ZM243 148V147H241ZM250 148H253V147H250ZM19 149L21 151V149L23 150L22 152H18ZM28 149V148H27ZM110 149V148H109ZM119 149V148H118ZM123 149V148H122ZM123 149V150H124ZM132 149V148H131ZM139 149V148H138ZM177 149V148H176ZM199 149V148H198ZM198 149H195V153H196V150L197 152L200 153V150L198 151ZM215 149V148H214ZM258 149V148H256ZM72 150V149H71ZM70 150V151H71ZM121 150V149H120ZM133 150V149H132ZM137 151V149H135ZM140 150V149H139ZM139 150L137 151L139 153ZM154 151L156 149H153ZM192 150V149H191ZM251 150V149H250ZM255 150V149H254ZM28 151V150H27ZM65 151V150H64ZM63 151V153H61V157L64 158L63 154H65ZM68 151V150H66ZM76 151V149H75ZM79 151V150H78ZM86 151V150H85ZM116 151V150H115ZM135 151V152H136ZM143 151V150H142ZM176 151V150H175ZM179 151V150H178ZM214 151V150H213ZM258 151V150H257ZM125 152V151H124ZM129 154L130 152L132 153V151H130V149L128 150ZM153 152V151H152ZM155 152H157L159 154V152L156 150ZM167 153L165 154H171L172 150L168 153V151H165ZM177 152V151H176ZM248 152V151H247ZM254 153V151H252ZM260 152V151H259ZM20 153V154H19ZM68 154V152H66ZM133 153H134V150H133ZM145 154L147 152H144ZM149 153V152H148ZM151 153V152H150ZM163 153V152H162ZM161 153V155H162ZM194 153V154H195ZM203 153V152H202ZM207 153V152H206ZM182 154V152H181ZM181 154H179L181 156ZM205 154V153H204ZM218 154V153H217ZM250 154V153H249ZM260 154V153H259ZM261 154H264L261 153ZM27 155V154H26ZM66 155V154H65ZM69 155V154H68ZM107 155H109V153H107ZM136 155V154H135ZM148 155L146 158V161H148L149 165L152 166V169L155 170L157 167H159L161 165V156H157V154H146ZM150 155V156H149ZM193 155V154H192ZM191 155V156H192ZM197 155V153H196ZM195 155V156H196ZM257 155V154H256ZM21 156V157H20ZM36 156V155H34ZM58 156H59V152H58ZM84 156V155H83ZM99 156V154H98ZM121 156V155H120ZM132 156V155H131ZM141 156V155H140ZM190 156V154H189ZM262 156V155H261ZM260 156V157H261ZM26 158V156H24ZM22 157V158H24ZM32 157V155H31ZM30 157V159H31ZM78 157V156H77ZM130 157V156H129ZM134 158V156H132ZM205 157V156H204ZM252 157V156H251ZM24 158V159H25ZM27 158V159H28ZM35 158V157H34ZM33 158V159H34ZM38 158V157H37ZM110 158V157H109ZM131 158V157H130ZM143 158V159H145ZM193 158V157H192ZM195 158V157H194ZM253 158V157H252ZM259 158V157H258ZM42 159H39L41 160V162L43 163ZM68 159V158H67ZM85 159V158H84ZM104 159V158H103ZM102 159V160H103ZM136 159V158H135ZM174 159V158H173ZM250 159V158H249ZM262 159V158H261ZM26 160V159H25ZM36 160V158L34 159ZM38 160V162H39ZM62 160L59 159V161ZM69 160V159H68ZM76 160V159H75ZM188 160V159H187ZM211 160V159H209ZM253 160V159H252ZM27 161V160H26ZM37 161V160H36ZM54 161V160H53ZM52 161V162H53ZM63 161V160H62ZM77 161V160H76ZM134 161V160H133ZM175 161V159H174ZM207 161V160H206ZM29 162L31 163L32 160ZM28 162V163H29ZM34 163L35 164H38ZM46 162V161H45ZM49 162V161H48ZM56 162V161H55ZM54 162V163H55ZM58 162V161H57ZM65 162V161H64ZM78 162V161H77ZM96 162V161H95ZM132 162V161H131ZM130 162V163H131ZM191 162V161H190ZM193 162V160H192ZM195 162V161H194ZM198 162V161H197ZM258 162H260L258 160ZM27 163V165H28ZM29 163V164H30ZM69 163V162H68ZM76 163V162H75ZM137 163V162H136ZM141 163V162H140ZM176 163V162H175ZM172 162V164H175ZM189 163V161H188ZM257 163V162H256ZM262 163V161H261ZM260 163V164H261ZM25 164V165H24ZM45 164V163H44ZM50 164V162L48 163ZM71 164V163H70ZM82 164V163H81ZM104 164V163H103ZM192 164V163H191ZM191 164L189 163L188 165H190L189 167H192ZM198 164V163H197ZM196 164V165H197ZM259 163H257L258 165ZM259 164V165H260ZM62 165V164H61ZM75 165V164H74ZM77 165V164H76ZM177 165V164H176ZM255 165V164H254ZM263 165V164H262ZM29 166V165H28ZM38 167V165H36ZM45 166H48L47 164L44 165ZM52 166V165H51ZM55 166V164L53 165V167ZM80 166V165H79ZM86 166V165H85ZM88 166V165H87ZM86 166V168H87ZM103 166V165H102ZM106 166V165H105ZM173 166V165H172ZM201 166V165H200ZM32 167V165H31ZM41 167V164L40 166L38 167L40 169ZM50 167V166H49ZM69 167V166H68ZM76 167V166H75ZM132 167V166H131ZM195 167V166H193ZM199 167V166H198ZM198 167L197 170H198ZM248 167V166H247ZM258 167V166H257ZM262 167V166H261ZM36 168V167H35ZM48 168V167H47ZM130 168V167H129ZM150 168V167H149ZM148 168V169H149ZM42 169H43V166H42ZM40 169V170H42ZM52 169V168H51ZM72 169V168H71ZM128 169V168H127ZM126 169V170H127ZM167 169V168H166ZM193 169V168H192ZM203 169V168H201ZM211 169V168H209ZM257 169V168H256ZM263 169H264V166H263ZM39 170V171H40ZM47 170V169H46ZM54 170L57 171V169L54 168ZM53 170V171H54ZM67 170V169H66ZM83 170V169H82ZM152 170V171H153ZM179 170V169H178ZM200 170V169H199ZM215 170V169H214ZM259 169H257L258 171ZM44 171V169H43ZM49 171V170H47ZM74 171V170H73ZM85 171V170H84ZM146 171V170H145ZM166 171V170H165ZM191 171V170H190ZM208 171V170H207ZM206 171V172H207ZM210 171V170H209ZM213 171V170H211ZM210 171V172H211ZM216 171V170H215ZM42 172V171H41ZM58 172V171H57ZM68 172V171H67ZM72 172V171H71ZM86 172V171H85ZM85 172H84V175H85ZM89 172V171H88ZM129 172V170H128ZM131 172V171H130ZM147 172V171H146ZM164 172V171H163ZM195 171L193 170V174ZM208 172V173H210ZM217 172V171H216ZM254 172V171H253ZM256 172V171H255ZM259 172V171H258ZM43 173V177H46L47 174H44ZM40 173V174H42ZM55 173V171L53 172V174ZM127 173V171H126ZM148 173V172H147ZM150 173V172H149ZM175 173V171H174ZM203 173V171H202ZM220 173V172H219ZM218 173V174H219ZM261 173V172H260ZM60 174V173H58ZM86 174H88L86 172ZM171 174V173H170ZM206 173L204 172L203 173V176L205 175ZM46 175V176H44ZM52 175V174H51ZM62 175V173H61ZM73 175V174H71ZM84 175L82 176V179L84 177ZM208 175V174H207ZM252 175H256L255 173L252 174ZM57 176V174H56ZM77 176V175H76ZM75 176V177H76ZM89 176V174H88ZM131 176V175H130ZM166 176V175H165ZM200 176V175H199ZM198 176V177H199ZM206 176V175H205ZM210 176V175H209ZM226 176V175H225ZM228 176V175H227ZM257 176V175H256ZM256 176H252V177H256ZM259 176V175H258ZM72 177V176H71ZM195 177V175L193 176ZM261 177V176H260ZM78 178V176H77ZM171 178V177H170ZM175 178V177H174ZM173 178V180H174ZM185 178V177H184ZM196 178V177H195ZM203 178V177H202ZM216 178V177H215ZM72 179V178H70ZM76 179V178H75ZM74 177H73V180H75ZM207 179V178H206ZM205 179V180H206ZM252 179V178H251ZM254 179V178H253ZM257 179V178H256ZM77 180V179H76ZM75 180V181H76ZM200 180V179H199ZM204 180V179H203ZM212 180V178H211ZM216 180V179H215ZM227 180V179H226ZM255 180V179H254ZM70 181V180H69ZM191 181V180H190ZM197 181V179H196ZM202 181V179H201ZM208 181V180H206ZM214 181V180H213ZM252 181V180H251ZM250 181V182H251ZM51 182V181H49ZM83 182V181H82ZM93 182V181H92ZM149 182V181H148ZM198 182V181H197ZM210 182V181H209ZM209 182H207V184H209ZM212 182V181H211ZM3 183V184H1ZM55 183V182H54ZM191 183V182H190ZM196 183V182H194ZM193 183V184H194ZM253 183V181H252ZM259 183V182H258ZM83 184V183H82ZM156 184V183H155ZM197 184V183H196ZM195 184V185H196ZM204 184V183H203ZM206 184V185H207ZM92 185V183H91ZM100 185V183L98 184ZM158 185V184H157ZM172 185V184H171ZM190 185V184H189ZM210 185V184H209ZM208 185V186H209ZM252 185V184H251ZM250 185V187H252ZM260 185V184H259ZM93 186V185H92ZM97 187V185H95ZM139 186V185H138ZM170 186V185H169ZM174 186V185H173ZM103 187V186H102ZM108 187V186H107ZM129 187V186H128ZM185 187V186H184ZM214 187V186H213ZM220 187V186H219ZM99 188V187H98ZM101 188V187H100ZM170 188V187H169ZM204 188V187H203ZM206 188V187H205ZM215 188H216V185H215ZM93 189V187H92ZM208 189V188H207ZM233 189V187H232ZM249 189V188H248ZM6 192H5V191ZM191 190V189H190ZM201 190V188L199 189ZM199 190H197V192L199 193ZM252 190V188H251ZM95 191V190H94ZM134 191V190H133ZM174 191V190H173ZM207 191V190H206ZM255 191V190H254ZM251 192V191H250ZM253 192V191H252ZM6 193V194H5ZM192 193V192H191ZM194 194L195 191L193 192ZM197 193V194H198ZM262 193H264L262 191ZM135 194V193H134ZM205 193L203 192L202 195H204ZM227 194V193H226ZM102 195V194H101ZM116 195V194H114ZM206 195V194H205ZM165 196H166V193H165ZM168 196V195H167ZM167 196H166V199H167ZM205 196H201V198H203ZM251 197V196H250ZM256 197V196H255ZM200 198V199H201ZM208 198V197H207ZM206 198V199H207ZM216 198V197H215ZM165 199V198H164ZM261 200V199H260ZM163 201V200H162ZM204 201V199H203ZM229 201V200H228ZM263 201V200H262ZM113 202V201H112ZM202 202V201H201ZM261 202V201H260ZM111 203V202H110ZM166 203V202H165ZM263 203V202H262ZM97 201H93L92 202V205L93 206H97ZM214 204V202H213ZM236 204V203H235ZM127 205V204H126ZM189 205V204H188ZM196 205V204H195ZM239 205V204H238ZM256 205V204H255ZM262 205V204H261ZM8 206V207H7ZM11 206L14 208H11ZM160 206V205H159ZM201 206V205H200ZM263 206V205H262ZM193 207V206H191ZM233 207V205H232ZM194 208V207H193ZM209 208V207H208ZM257 208V207H256ZM12 209V210H11ZM19 210L20 212H15L17 210ZM134 209V208H133ZM147 209V208H146ZM148 209H151L148 208ZM11 210V211H10ZM165 210V209H164ZM2 211V210H1ZM117 211V210H116ZM150 211V210H149ZM239 211V209H238ZM155 212V211H154ZM212 213V211H210ZM7 213V212H6ZM6 213H1L0 212V215H4ZM7 213V214H8ZM11 213V214H13ZM115 213V212H114ZM218 213V212H217ZM13 214V215H14ZM215 214V213H214ZM263 214V213H262ZM19 217H20V214H18ZM23 215H21L23 217ZM184 215V214H182ZM5 216V215H4ZM9 216V214L7 215ZM6 216V217H7ZM115 217V215H113ZM159 216V215H158ZM215 216V215H214ZM250 216V215H249ZM13 217V216H12ZM11 217V218H12ZM15 219H16V216L14 215ZM18 217V218H19ZM94 217V216H93ZM96 217V216H95ZM117 217V216H116ZM141 217V215H140ZM157 217V216H156ZM189 217V216H188ZM17 218V219H18ZM25 219H22L23 222L24 220L27 221ZM143 218V217H142ZM21 219V217H20ZM244 219V218H243ZM13 220V219H12ZM21 220V221H22ZM179 220V219H178ZM190 220V219H189ZM18 221V220H17ZM19 220V223L21 222ZM83 221V220H82ZM101 221V220H100ZM99 221V222H100ZM180 221V220H179ZM238 221V219H237ZM64 222V221H63ZM66 222V221H65ZM98 222V221H97ZM171 222V221H170ZM178 222V221H177ZM242 222V221H241ZM245 222V221H244ZM27 223V222H25ZM24 223V224H25ZM29 223V222H28ZM77 223V222H76ZM144 223V222H142ZM221 223V222H220ZM236 223V222H235ZM15 224V223H14ZM13 224V225H14ZM18 224V222H17ZM22 224V223H21ZM190 224V223H189ZM207 224V223H206ZM233 224V222H232ZM104 225H106V223L104 222ZM219 225H222V224H219ZM16 226V225H15ZM23 227V225H21ZM18 225V227H21ZM29 227V225H26ZM89 226V225H88ZM228 226V225H227ZM226 226V227H227ZM242 226V225H241ZM247 226V225H246ZM97 228V223H93L92 225H90V228ZM224 227V226H223ZM25 228V226H24ZM92 228V229H93ZM110 228V227H109ZM249 228V226H248ZM35 229V230H33ZM93 229V230H94ZM116 229V228H115ZM173 229V228H172ZM248 230V229H247ZM34 231V233H33ZM136 232H138V230L135 229ZM67 232V233H66ZM141 232V231H140ZM142 235V233H140ZM146 232V231H145ZM144 232V233H145ZM160 232V231H159ZM170 232V231H169ZM29 233V232H28ZM132 233V232H131ZM215 233V232H214ZM248 233V232H247ZM40 234V235H38ZM65 234H66V238H65ZM133 234V233H132ZM131 234V235H132ZM148 234V233H147ZM152 234V233H151ZM170 234V233H169ZM168 234V235H169ZM226 234V233H225ZM229 234V232H228ZM144 235V234H143ZM142 235V237H143ZM167 235V236H168ZM221 235V233H220ZM242 235V234H241ZM40 236V238L38 237ZM135 236V235H134ZM139 236V235H138ZM136 237V236H135ZM134 237V238H135ZM141 237V236H140ZM141 237V238H142ZM170 237V235H169ZM168 237V238H169ZM231 237V235H230ZM237 237V236H236ZM31 238V236H30ZM40 239L38 241V239ZM94 238V237H93ZM133 238V239H134ZM138 238V237H137ZM239 238V236H238ZM140 239V238H139ZM143 239V238H142ZM186 239V238H185ZM184 239V240H185ZM138 240V239H137ZM151 240V239H150ZM217 240V239H216ZM219 240V239H218ZM41 242V243H38V242ZM65 241H69V244L71 243L72 244V249L69 251V253H66L64 254V252H61L63 251V247H65L64 243ZM96 241V240H94ZM173 241V240H172ZM196 241V240H195ZM33 242V241H32ZM133 242V241H132ZM138 242V241H136ZM141 242V241H139ZM192 242V241H191ZM44 243V244H43ZM89 243V241H88ZM167 243H168V240H167ZM40 244V245H39ZM90 244H92V241L90 242ZM135 244V243H134ZM146 244V243H145ZM148 244V243H147ZM150 244V243H149ZM170 244V243H169ZM185 245V244H184ZM94 246V245H92ZM134 246V245H133ZM147 246V245H146ZM215 246V245H214ZM246 246V244H245ZM258 246V245H257ZM132 247V246H131ZM174 247V246H173ZM181 247V246H180ZM234 247V246H233ZM5 248V246H4ZM110 248V247H109ZM118 248V247H117ZM140 248V247H139ZM142 248V247H141ZM145 248V246H144ZM195 248V247H194ZM237 248V247H235ZM37 249H39L37 247ZM153 249V248H152ZM202 249V248H201ZM234 249V248H233ZM238 249V248H237ZM242 249V248H241ZM248 249H251V248H248ZM6 250V249H5ZM118 250V249H117ZM141 250V249H140ZM3 251V250H2ZM42 250L40 252H43ZM133 251V250H131ZM144 251V250H143ZM231 251V250H230ZM234 251V250H233ZM231 251V252H233ZM241 251V250H240ZM244 251V250H243ZM5 252H8L7 250ZM146 252V250L144 251ZM143 252V254L145 255V253ZM62 253V255H61ZM118 253V252H117ZM151 253V252H150ZM204 253V252H203ZM249 253V252H248ZM36 256H39L41 253H39L38 251L36 252ZM134 254L133 253V257H134ZM148 254V253H147ZM2 255V254H1ZM6 256V254H4ZM120 255V254H119ZM129 255V256H128ZM149 255V254H148ZM147 255V256H148ZM197 255V254H196ZM203 255V254H202ZM3 256V255H2ZM146 256V257H147ZM154 256V255H153ZM195 256V255H194ZM198 256V255H197ZM201 256V255H199ZM264 256V255H263ZM10 257V256H9ZM40 257V256H39ZM38 257V258H39ZM41 257V258H42ZM132 257V258H133ZM164 257V256H162ZM161 257V258H162ZM189 257V256H188ZM196 257V256H195ZM3 258L4 256L2 257L1 261H3ZM37 258V260H38ZM136 258V256H135ZM151 258V257H150ZM165 258V257H164ZM191 258V257H190ZM8 259V253H7V258ZM131 259V258H130ZM156 259V258H155ZM172 259V258H171ZM233 259V258H232ZM5 260V258H4ZM120 261V262H116V261ZM148 260V259H147ZM146 260V261H147ZM153 260V259H152ZM216 260V259H215ZM227 260V259H226ZM13 261V260H12ZM16 261V260H15ZM13 261V262H15ZM127 261V260H126ZM135 261V260H134ZM138 261V260H137ZM150 261V260H149ZM148 261V262H149ZM163 261V260H162ZM218 261V260H217ZM258 261V260H257ZM4 262V261H3ZM6 262V261H5ZM39 262V261H37ZM80 262V263H78ZM131 261H129L130 263ZM147 262V263H148ZM153 263V261H150ZM149 262V263H150ZM157 262V261H156ZM175 262V261H174ZM196 262V261H195ZM223 262V261H222ZM16 263V262H15ZM67 263V264H69ZM136 264H144V262H136ZM134 263V264H135ZM166 263V262H165ZM164 263V264H165ZM194 263V262H193ZM192 263V264H193ZM219 263V262H218ZM47 264V263H46ZM49 264V263H48ZM53 264V263H52ZM56 264V263H54ZM59 264V263H58ZM66 264V263H64ZM159 264V263H157ZM236 264V263H235ZM255 264V263H254Z\"/></svg>", "mask_w": 264, "mask_h": 264}, {"label": "water", "instance_id": "3", "mask_svg": "<svg viewBox=\"0 0 264 264\" xmlns=\"http://www.w3.org/2000/svg\"><path fill=\"white\" fill-rule=\"evenodd\" d=\"M81 2H85L88 6H96L105 16L106 20L113 25L114 30H121V36L112 41L106 47L107 60L114 49H118L121 45L128 41V31L119 21L116 20V17L141 12L146 21L151 22L147 15V9L118 8L106 3L104 0H47L46 4L42 8L24 6V11L34 16L35 21L32 26V31H36V33L41 35V39H44L45 32L48 30L49 22L56 19L59 14H62L65 19V23H68L69 18L67 11L69 7L72 8L73 15L84 22V17L79 8Z\"/></svg>", "mask_w": 264, "mask_h": 264}]
</instances>
